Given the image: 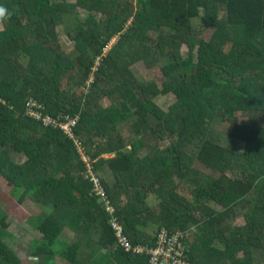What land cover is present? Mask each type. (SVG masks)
<instances>
[{"label":"trees","instance_id":"obj_1","mask_svg":"<svg viewBox=\"0 0 264 264\" xmlns=\"http://www.w3.org/2000/svg\"><path fill=\"white\" fill-rule=\"evenodd\" d=\"M0 5L10 13L0 22V179L10 195L26 193L38 209L24 225L31 264H53L56 256L81 264L79 252L87 264H146L115 245L113 219L131 244L153 245L159 231L180 233L190 264H264V0ZM79 11L97 18V26L67 23ZM196 18L203 26L193 25ZM60 25L78 51L74 57L59 43ZM161 57L169 58L160 67L164 85L139 86L129 67H153ZM72 81L80 89L69 91ZM166 94L178 103L176 112L154 104L153 97ZM102 97L112 101L101 107ZM29 99L41 116L74 119L73 138L27 116ZM214 119L229 125V145L213 134ZM119 125L133 136L125 140ZM75 136L111 212L91 193ZM162 141L165 146L156 148ZM120 150V156L100 157ZM141 150L147 153L139 156ZM149 193L157 199L155 209L145 202ZM235 219L242 224L233 225ZM65 227L78 234L75 245L59 239ZM14 231L1 215L0 264L19 260ZM95 247L111 248L113 256Z\"/></svg>","mask_w":264,"mask_h":264},{"label":"rangeland","instance_id":"obj_2","mask_svg":"<svg viewBox=\"0 0 264 264\" xmlns=\"http://www.w3.org/2000/svg\"><path fill=\"white\" fill-rule=\"evenodd\" d=\"M54 1V0H53ZM56 1V0H55ZM73 2V0H68ZM132 3L136 4V0H131ZM77 17L73 14H70L69 17L67 18L68 21L67 23L74 24L79 22L82 24V27L85 28L86 30H92L97 26V18H92L86 15L83 11H79L77 13ZM193 25L194 26H203L204 22L202 18H196L193 19ZM57 33H58V38H59V43L61 47L64 49V51L69 54L71 57H74L78 51L74 48L72 42L68 41L65 35V31L62 25L57 27ZM209 35V31L205 30L204 37L206 38ZM117 36L114 35L110 38L109 42L107 43L104 52H107L109 48L115 43ZM184 50V49H183ZM97 60H95L94 64H97ZM169 61V58L167 57H161L158 58L156 63L153 65V67H146V65L142 62H138L133 64L131 67H129V70L131 74L133 75L135 81L137 84L141 87L144 88H157L160 89L162 85L167 81V77L164 76L161 71L160 67L167 63ZM93 69V68H92ZM94 70V69H93ZM92 82V76L89 75L87 80L85 81V85L87 87H90V83ZM65 83V80H62V84ZM68 90L71 91L72 88H79L74 81L69 83L67 85ZM103 91L108 92L106 90V86L102 85ZM80 89V88H79ZM87 91H85L86 93ZM112 96L116 97V92H112ZM112 101V98H106L102 97L99 100V105L101 107L106 106L109 104V102ZM153 102L154 104L161 109L163 112H176V109L178 108V103L175 101L173 96L171 94H166V95H157L153 97ZM242 122H246V119H241ZM119 133L126 138H131L133 134H130L128 128H126L123 125H119L118 127ZM211 128L213 131V134L216 136L218 139L219 143L222 144L223 146L229 145V138H228V131H229V125L225 122H220L218 119H214L211 123ZM76 139V136L74 137ZM166 142L162 141L157 144L156 148H162L165 146ZM242 147V144L238 143L236 148L240 150ZM126 150L129 149V147H125ZM80 152H83V148L80 146ZM147 153L145 150H141L140 153L138 154L139 156ZM88 158V157H87ZM23 158L22 156H16L17 162L21 161ZM89 160V159H88ZM102 170L99 171V175L102 178H106L109 181V176H106V174H100ZM111 181V179H110ZM9 189L10 187L6 185V183L0 179V216L5 215L7 220H10L11 223L15 225V231L13 233L16 245H15V252L17 253L19 260L15 264H31L32 260L29 258L28 254V247L25 245L23 241V234L24 233V222L23 220L27 218L29 215L36 214L38 212V209L34 207L32 202L25 198L27 195L26 193H15L13 195L9 194ZM120 202H123L122 198L119 199ZM145 202L147 203L148 206H150L152 209H155L157 207V199L154 196L153 193H149L145 197ZM210 207H223L221 204L218 203H209ZM233 225H239L242 224V221L240 219H235L232 222ZM149 234L152 235V231L149 230ZM239 263H241V259L239 257L236 258Z\"/></svg>","mask_w":264,"mask_h":264},{"label":"built area","instance_id":"obj_3","mask_svg":"<svg viewBox=\"0 0 264 264\" xmlns=\"http://www.w3.org/2000/svg\"><path fill=\"white\" fill-rule=\"evenodd\" d=\"M106 47V46H105ZM104 47V49H105ZM38 105L32 100H28L26 103V115L33 120H40L42 126H49L56 128L63 132L70 138H73L72 129L74 128L75 120L66 116H59L52 118L47 115L41 116L37 109ZM76 146V150L79 155L80 162L84 166V177L87 178L91 184V193L97 195L99 200L104 206L105 211L111 212L112 206L108 199L103 195V191L98 177L94 174V170L83 152H80V143L77 139L73 140ZM111 228L115 238V245L123 252L130 253L132 255H138L146 258V264H190L186 260L183 244L181 243L182 235L178 232L166 235L165 232L159 231L155 236V242L153 245L146 244H131L123 233L122 226L113 219L111 222Z\"/></svg>","mask_w":264,"mask_h":264},{"label":"crops","instance_id":"obj_4","mask_svg":"<svg viewBox=\"0 0 264 264\" xmlns=\"http://www.w3.org/2000/svg\"><path fill=\"white\" fill-rule=\"evenodd\" d=\"M122 154V151H115V152H111V153H105V154H101L100 157L104 160L106 159H110V158H114V157H117V156H120ZM28 218V217H27ZM27 218H25L23 220L24 222V225H25V221L27 220ZM149 228H145L144 231L146 233H150L149 232ZM151 235V234H150ZM59 239L62 240L64 243H67L69 245H75L77 243V239H78V234L77 233H74L72 232L71 230H69L68 228H63V230L61 231L60 235H59ZM96 249V252L98 254H104V255H107V258L110 259L113 255V250L111 248L109 249H104V248H99V247H95ZM30 258V256H29ZM88 259L84 254L82 253H78V255L76 256V260H81V264H87L88 263ZM109 263V262H108ZM53 264H74V263H70V262H67L65 261L64 259L56 256L54 259H53ZM80 264V263H79ZM112 264H116L114 262H112ZM117 264H123L122 262L120 263H117Z\"/></svg>","mask_w":264,"mask_h":264},{"label":"clouds","instance_id":"obj_5","mask_svg":"<svg viewBox=\"0 0 264 264\" xmlns=\"http://www.w3.org/2000/svg\"><path fill=\"white\" fill-rule=\"evenodd\" d=\"M10 13L8 12V9L2 5H0V22H3L7 18H9Z\"/></svg>","mask_w":264,"mask_h":264}]
</instances>
